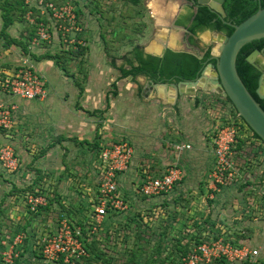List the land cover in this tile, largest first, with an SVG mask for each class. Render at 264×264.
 Wrapping results in <instances>:
<instances>
[{
  "label": "crops",
  "instance_id": "obj_1",
  "mask_svg": "<svg viewBox=\"0 0 264 264\" xmlns=\"http://www.w3.org/2000/svg\"><path fill=\"white\" fill-rule=\"evenodd\" d=\"M173 4L168 0H150L145 5L154 37L150 38L148 28H138V35L128 42V50L130 45L136 44L144 52L152 41L158 48L161 43L171 39L169 22L176 14L178 16L188 10L185 6L174 10ZM198 40L205 46L203 52L198 53L185 44L181 50L204 55L211 41L203 40L202 35ZM7 52L6 49L5 55ZM40 57L37 55V58L29 57L30 61L26 58L23 60H27L32 69L43 77L46 99L29 101L11 96L8 101L16 107L15 123L10 131L15 139H26L31 135L32 141L40 142L37 146L47 144L42 157L60 158L55 161V166L46 171L47 175H52L46 181L48 196H58L57 202L49 204V207L54 206L50 208L49 219L55 216L53 210L57 211L56 207H62L65 210L58 211L65 216V220L73 221L70 214L80 213L82 219L85 218L84 222L87 221L99 182L96 169L98 151L104 143L123 140L132 147L133 154L128 169L118 177V191L122 197V190H131L135 203L150 207L168 200L174 204L180 201L183 205L185 201L182 200H186L189 194L192 199L187 203L189 212L184 214L181 213L182 207L176 208L180 210L177 220L179 231L197 240L210 237L236 239L244 233L233 228V222L244 220L241 215L237 216L238 213L235 215L234 207L240 205L241 198L246 196L243 193L245 189L264 192L261 187H253L254 182L264 185V144L254 138L246 127H242L230 155L237 170V182L223 186L213 197L209 195L207 175L215 160L212 136L229 108L222 96L201 88L181 86V93L176 97V91L171 86H153L148 97L144 98L138 95V89L142 91L149 79L138 76L128 83L121 82L120 74L104 56L101 57V68L96 70L93 67L92 71L85 72L87 78L80 95L73 83L75 80L63 76L52 61L38 60ZM115 63L119 67L123 60L118 59ZM258 63L264 69V58L258 57ZM207 75L212 74L208 71ZM113 91L117 93L115 97L111 94ZM94 111L101 113L92 114ZM155 130L160 133L158 143H154L151 137ZM180 145H188L189 149L177 151L176 146ZM87 147L90 148L87 150ZM93 148L96 150L93 151ZM168 166L178 167L184 181L177 184L173 192L154 198H145L136 192L145 172L159 177ZM241 189L243 191L240 193ZM76 191L82 195L78 196ZM66 197L70 198V202ZM246 199L252 200L251 197ZM126 205L125 211L109 214L104 221L114 219V222H119L131 210L127 202Z\"/></svg>",
  "mask_w": 264,
  "mask_h": 264
},
{
  "label": "rangeland",
  "instance_id": "obj_2",
  "mask_svg": "<svg viewBox=\"0 0 264 264\" xmlns=\"http://www.w3.org/2000/svg\"><path fill=\"white\" fill-rule=\"evenodd\" d=\"M149 1L0 0V7L12 19V24L7 30L8 35L12 39L20 40L29 52L23 55L20 47L12 45L7 48L8 52L5 55L6 49L0 38L1 108L10 109L14 104L8 101V98L10 100L11 96H14L10 92V85L12 81L19 79L16 76H22V70L27 69L23 58L29 61L30 58H37V55L57 58L61 65L65 66L66 71L61 65L57 66L54 59L48 60L54 63L63 76L72 81L74 79V84L77 82L84 87L85 72L92 71L93 67L96 70L101 68L102 56L106 61L108 56L115 57L116 60L121 59L118 57L128 50V42L138 35V28L139 30H143L142 27L148 28V34L153 38L154 29L151 20H147L148 10L145 8ZM48 5H52L55 11ZM65 7L73 9L74 24H70L63 14ZM181 7L180 3L173 4L174 10ZM1 15L0 10V29ZM176 35L177 33L173 31L171 38L175 39L170 45L183 49L182 35L179 36V40ZM201 35L203 40L211 41L210 46L214 50L217 46L214 36L208 33ZM200 44L202 45V42ZM155 46V42L152 41L146 48ZM69 75H73V79ZM42 80L44 81L43 77ZM14 111H11L12 123H15ZM241 126L244 127L242 122ZM30 137L15 139L13 132H6L0 128V147L10 148L17 160L15 170L4 167L0 161V264H40L41 239L45 234L58 229L65 220V216L58 211L65 210L62 207H56L57 211L53 210L55 215L53 218L49 219L48 215L52 211L50 208H54L49 207V204L57 202L58 196L53 198L48 196L46 181L50 180L52 175H47L46 171L60 158L42 157L47 144L37 146L36 144L40 142L32 141ZM151 137L154 138V143H158L160 138L158 130L153 131ZM88 148L90 147H87V150ZM94 150L96 149L93 148ZM180 182L172 189L175 190V186ZM253 187L264 189V185L258 182H254ZM242 191L241 189L239 192ZM258 192L251 189L243 191L252 200L244 196L240 202L238 201L240 205L234 207V212L235 215L238 213L237 216L241 215L244 220L233 222V228L244 233L239 238L228 240L232 244L256 249L257 257L264 263V192ZM76 193L78 196L82 195L81 192ZM26 195L44 197L45 205L38 207L36 214L31 213L26 203ZM122 195L124 202L131 206L130 212L120 218L119 222H114V219L103 221L98 227L95 226L97 228L95 232L90 233L86 230L85 218L82 219L80 213L70 214L73 221H67V224L82 229L88 247L87 259H82L76 264H181L184 252L185 254L187 252L186 247L191 241H199L190 238L189 234L179 231L177 227L180 210L176 208L182 207L181 213L184 214L189 212L190 206L187 203L192 201L189 194L186 200H182L185 201L184 206L180 201L174 204L172 200L164 202L160 200L161 202L150 207H142L138 202L135 203L133 200L135 196L131 190H122ZM96 197L95 193L93 198ZM66 199L70 202L69 197Z\"/></svg>",
  "mask_w": 264,
  "mask_h": 264
},
{
  "label": "built area",
  "instance_id": "obj_3",
  "mask_svg": "<svg viewBox=\"0 0 264 264\" xmlns=\"http://www.w3.org/2000/svg\"><path fill=\"white\" fill-rule=\"evenodd\" d=\"M48 7L55 11L52 5ZM63 14L70 24L75 23V15L71 7H65ZM24 65L27 69L22 70V76H16L19 79L12 81L10 85L11 94L29 101L43 100L47 97V89L42 77L31 70L32 67L27 60L24 61ZM1 107L0 128L8 132L13 127L11 111L16 107L14 104L6 110ZM224 116V120L212 136L215 160L212 170L207 175V185L212 197L219 193L223 186L237 182V170L230 155L242 132V121L238 118V114L236 118H233L229 109L225 110ZM183 149H189V146H176L177 151ZM132 154L133 149L126 141L107 142L100 147L96 159L99 181L97 197L91 200V209L86 221V230L90 233L95 232L97 230L95 226L98 227L109 214H117L127 209L118 191V177L128 169ZM0 161L4 167L16 169L17 160L10 148L0 147ZM181 180L182 171L175 166H168L159 177H153L145 172L136 192L145 198L163 196L170 193L174 185ZM26 196V203L31 213L35 214L38 207L45 205L44 197ZM85 238L80 227H72L67 224V220H63L58 229L45 234L41 239L40 264H76L88 256ZM257 255L256 249L240 244L234 245L224 238L210 237L192 241L181 263L212 264L216 260H222L228 264H245L246 262L254 263L258 259Z\"/></svg>",
  "mask_w": 264,
  "mask_h": 264
},
{
  "label": "trees",
  "instance_id": "obj_4",
  "mask_svg": "<svg viewBox=\"0 0 264 264\" xmlns=\"http://www.w3.org/2000/svg\"><path fill=\"white\" fill-rule=\"evenodd\" d=\"M223 8L226 13L225 22H233L234 25H238L246 18L254 14L259 8H264V0H224ZM0 10L2 11L0 38L3 40V47L7 49L12 45L18 46L20 47L23 55H27L29 52L26 46H24L20 40L12 39L8 35L7 30L12 24V19L1 7ZM189 12V15L181 18L176 24L186 26L187 30L191 33L189 42L192 45H194V38L199 33H202L206 30H209L211 32H221L226 36H229L233 31L231 27L224 24L217 17V15L212 13L207 7L198 8L195 15L193 14L191 9H189ZM263 48L264 38L245 45L240 50L236 58V70L240 79L242 80L249 93L256 99L257 102L260 103L262 108H264V101L260 100L255 94L260 74L246 62L245 58L254 50H261ZM40 58L54 59L57 66L61 65L60 60L58 61L57 58H51L48 55ZM118 58H121L123 60V64L121 66L117 67L115 63V60L117 58L110 56H108V64L116 71H118V73L120 74V79H125L128 76H132L133 80H135V78L138 76H145L149 80H152L154 83H178L181 80L193 81L197 78L198 73L204 67L205 63L211 58V46L206 49L202 59H198L196 56L188 54L186 52H174L171 50H165L162 57H154L145 54L142 47L136 44L130 45V50H128L127 53H125L123 56H119ZM210 62L213 64L215 63V61L213 60H211ZM61 67L66 71L64 65H61ZM70 77L73 79V75H71ZM83 78L84 80H86L87 74H84ZM76 87L78 88L79 94L81 95L83 91L82 86L76 82ZM111 94L113 97L117 95L115 91H113ZM138 95H141L140 89H138ZM224 99L226 100V103L229 104V112L232 114L233 118H236L237 112L233 108L232 104L227 98ZM97 113L101 112L94 111L92 114ZM238 118L243 122L240 117ZM244 125L247 127L245 123ZM247 129L252 133L254 138L260 140L248 127ZM84 234L85 233L83 232V235ZM217 238L218 237H215L214 239ZM86 241L87 239L85 238V248L88 253ZM189 246L186 247L187 252L189 251ZM184 255H186L185 252ZM85 258L87 259V257ZM214 262L228 264L222 260H216ZM245 264L264 263L262 259L258 258L254 263L246 262Z\"/></svg>",
  "mask_w": 264,
  "mask_h": 264
},
{
  "label": "water",
  "instance_id": "obj_5",
  "mask_svg": "<svg viewBox=\"0 0 264 264\" xmlns=\"http://www.w3.org/2000/svg\"><path fill=\"white\" fill-rule=\"evenodd\" d=\"M168 1L180 3L182 7L194 6V15L197 13L198 8L207 7L212 13L216 14L224 24L231 27L233 31L229 36L221 32H211L209 30L203 32L214 35V41H216L217 46L214 50L211 49V58L205 63L195 80H181L176 84L154 83L152 80H149L148 84H146L141 91V96L147 98L153 86H171L176 91V97L181 93V86L188 87V89L201 88L204 91H212V93L227 98L230 101L238 116L264 144V108L261 107L260 103L257 102L246 89L236 70V58L240 50L245 45L264 38V8H259L244 21L238 25H234L225 22L226 13L223 8L224 0ZM176 17L177 14L169 22V26L172 32L175 31V33H177V40H179V36H183V34L191 37V33L187 28L176 25ZM172 41L173 38L167 43H161L158 48H144V52L154 57H162L165 50H171L174 52H186L196 56L198 59L203 58L201 54L175 48V46L170 45ZM208 45L210 46L211 43ZM185 46L189 48L190 45L185 43ZM258 57L264 58V48L261 50H254L245 60L260 74L255 94L260 100L264 101V69L259 65ZM211 60L215 61V63H211ZM208 71H210L212 75H207ZM132 80L133 77L128 76L122 79L121 82L128 83Z\"/></svg>",
  "mask_w": 264,
  "mask_h": 264
},
{
  "label": "flooded vegetation",
  "instance_id": "obj_6",
  "mask_svg": "<svg viewBox=\"0 0 264 264\" xmlns=\"http://www.w3.org/2000/svg\"><path fill=\"white\" fill-rule=\"evenodd\" d=\"M184 8H187L188 10L187 11H185L184 13H182V14H179L177 17H176V22L175 23H177L181 18H184L185 16H187V15H189V9H191L192 10V12H193V8H194V6H185ZM228 23H230V24H233V22H228ZM177 25V24H176ZM189 25V24H188ZM187 25V26H188ZM178 26H182V27H185L186 28V26H183V25H178ZM203 33V32H202ZM202 33H199L195 38H194V45H192V44H190V42H189V37L190 36H188V35H186V34H183V36H182V38H181V42L183 43V44H185V43H188L189 45H190V47L193 49V50H196L198 53L199 52H203L204 50H205V46L204 45H201L200 44V41L198 40V37H199V35H201ZM197 39V40H196ZM169 84H171V83H169ZM176 84V83H175Z\"/></svg>",
  "mask_w": 264,
  "mask_h": 264
}]
</instances>
